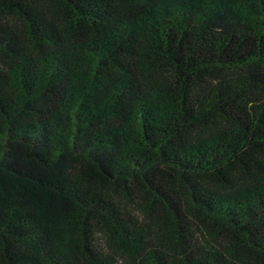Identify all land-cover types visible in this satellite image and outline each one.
<instances>
[{"label": "trees", "instance_id": "trees-1", "mask_svg": "<svg viewBox=\"0 0 264 264\" xmlns=\"http://www.w3.org/2000/svg\"><path fill=\"white\" fill-rule=\"evenodd\" d=\"M0 264H264V0H0Z\"/></svg>", "mask_w": 264, "mask_h": 264}]
</instances>
